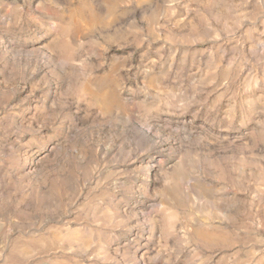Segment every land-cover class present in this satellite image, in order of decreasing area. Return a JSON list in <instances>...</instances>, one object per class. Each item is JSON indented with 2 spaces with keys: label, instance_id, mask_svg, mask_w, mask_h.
I'll return each mask as SVG.
<instances>
[{
  "label": "rangeland",
  "instance_id": "rangeland-1",
  "mask_svg": "<svg viewBox=\"0 0 264 264\" xmlns=\"http://www.w3.org/2000/svg\"><path fill=\"white\" fill-rule=\"evenodd\" d=\"M0 264H264V0H0Z\"/></svg>",
  "mask_w": 264,
  "mask_h": 264
}]
</instances>
